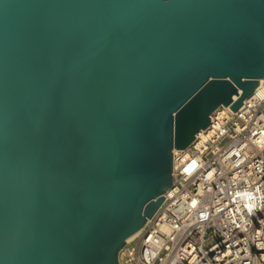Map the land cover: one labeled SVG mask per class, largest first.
<instances>
[{"label":"water","instance_id":"1","mask_svg":"<svg viewBox=\"0 0 264 264\" xmlns=\"http://www.w3.org/2000/svg\"><path fill=\"white\" fill-rule=\"evenodd\" d=\"M261 79L264 0H0V264H119Z\"/></svg>","mask_w":264,"mask_h":264},{"label":"built area","instance_id":"2","mask_svg":"<svg viewBox=\"0 0 264 264\" xmlns=\"http://www.w3.org/2000/svg\"><path fill=\"white\" fill-rule=\"evenodd\" d=\"M209 126L173 151V187L119 264H264V79Z\"/></svg>","mask_w":264,"mask_h":264},{"label":"bare ground","instance_id":"3","mask_svg":"<svg viewBox=\"0 0 264 264\" xmlns=\"http://www.w3.org/2000/svg\"><path fill=\"white\" fill-rule=\"evenodd\" d=\"M237 98H235L236 100ZM204 131H201L199 134V137L203 136ZM137 235H135L134 237H131L130 239L127 240V242H130L131 240H133ZM119 257L122 258L123 257V251L119 254Z\"/></svg>","mask_w":264,"mask_h":264}]
</instances>
